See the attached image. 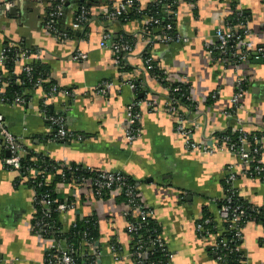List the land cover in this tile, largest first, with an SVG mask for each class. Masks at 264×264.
I'll list each match as a JSON object with an SVG mask.
<instances>
[{"label":"crops","instance_id":"1","mask_svg":"<svg viewBox=\"0 0 264 264\" xmlns=\"http://www.w3.org/2000/svg\"><path fill=\"white\" fill-rule=\"evenodd\" d=\"M98 1L94 8L100 9L106 3L122 0ZM157 3L140 0L144 10L140 18L126 22L120 17L104 21L94 12L79 29L71 28L73 5L69 4L65 6L67 12L57 19L53 34L43 24L46 3L15 0L14 14L8 13L10 9L0 13V52L19 44L38 49L40 59L32 66L45 67L46 82L51 84L48 90L55 87L56 91L25 89L24 103L0 105V114L7 130L22 136L24 147L35 156L56 165L82 166L131 179L150 212L149 219L159 227L173 256L171 264H219L208 253L209 239H199L195 225L202 220L203 209H207L217 229L223 226L214 201L224 196L225 168L232 166L237 174L239 161L224 147L210 154L185 148V138L175 129L176 117L166 111L170 97L158 81L160 78L148 71L145 59L150 58L154 67L166 75L168 85L188 86L191 104L180 103L179 110L192 130L189 140L193 144L214 146L216 138L228 133L233 138L237 129L248 135L263 133L247 140L246 146L252 151L258 149L254 159L259 152L257 161L264 166V0ZM157 7L159 11H155ZM237 11L249 15V34L242 38L248 55L235 63L218 52H209L206 45L214 44L218 28L233 25L230 17ZM146 25L148 31L144 33ZM167 25L171 26L165 31L169 40L152 42ZM104 34L109 38L102 47ZM123 43L132 48L130 53L120 55L119 62L113 46ZM79 54L85 59L75 60ZM12 71L21 74V65L12 64ZM0 73L7 75L3 67ZM238 79L244 83V95L235 108L231 99ZM103 83L112 86L105 95L95 93L94 89ZM134 100L155 102V109L148 111L141 105L137 108L139 135L129 142L125 133L126 109ZM44 115L61 116L67 131L79 139L65 143L45 141L50 130ZM1 155L0 264H46L49 241L31 231L33 192L28 186L15 185L18 173L2 165ZM33 162L39 167L44 163L36 159ZM82 189L67 185L55 190L61 199L73 200L75 207L73 212L59 214L62 229L66 231L76 218L95 217L99 236L93 245L100 253L98 264H135L127 257L130 239L124 220L126 205L115 202L117 195L97 200L89 196L86 188ZM234 189L239 198L262 215L260 222L249 220L242 224L238 254L244 257V264H264V177L238 176ZM110 241L120 248L117 260L110 252ZM87 251L81 249L80 254L85 256Z\"/></svg>","mask_w":264,"mask_h":264},{"label":"built area","instance_id":"2","mask_svg":"<svg viewBox=\"0 0 264 264\" xmlns=\"http://www.w3.org/2000/svg\"><path fill=\"white\" fill-rule=\"evenodd\" d=\"M34 3H49L51 4L50 13L47 16V20L44 23V28L49 32L56 34V22L59 17L64 14L65 5L69 2H74V0H30ZM84 2H92L95 0H83ZM164 0H156L157 4H160ZM15 0H0V13L7 11L14 7ZM74 6V3L72 4ZM143 9L140 5V0H122L119 3H112L110 6L104 5L100 9L95 10L96 13H99L102 20L104 21H114L118 19L121 15L125 17L130 13H135L141 15ZM94 12L91 11L86 5H81L73 11L71 10V28L79 29L87 23V21L92 17ZM236 23L233 25H227L226 28H218L215 31L214 44L206 45V49L209 52H218L223 58L231 62H241L244 61L246 55H248L247 50H243L242 38L248 36L249 30L247 28V20L242 17V11L236 12ZM158 21H153L157 23ZM150 23V25H153ZM148 25L144 26L142 31L145 33L148 31ZM171 26L167 25L166 28L159 31V35H155L152 42H167L169 38L166 36L165 31L170 29ZM109 36L104 34L103 41L101 43L102 47H105V42ZM148 43V42H147ZM151 43V42H149ZM242 43V44H241ZM132 46L128 43H123L119 46H113V53L116 55V61L120 62V55H125L131 52ZM260 53L261 51L258 50ZM85 55L79 54L74 57L75 60H84ZM40 59V51L38 49H30L24 46H12L9 49L3 48L0 52V67L5 68L8 64H20L21 65V74L17 75L14 71L11 72V75L15 77L14 84L21 86L25 81L31 83V89L42 88L45 83L42 79L37 80L35 83H32V63L38 62ZM145 64L148 71L153 72L155 67L151 63V59H145ZM23 75V82L17 78V76ZM160 84L164 83V79L160 78L158 80ZM11 82V77L2 75L0 73V105L11 104L19 105L24 103V96L26 95V90L24 89L21 94H10L8 95L5 91L6 84ZM182 85V84H181ZM112 85L110 83H103L94 89L95 93L100 95H105L109 88ZM164 86V85H163ZM169 99L165 104L166 111L169 114H172L176 117L178 123L176 126V131L185 138V148L192 151H197L205 154H210L215 151V148L224 147L230 151L239 161V171L236 174L232 166L225 168L224 173V184L228 187L224 196L221 200L214 201V204L217 206V216L218 219L224 224L220 229H217V226L214 224L211 219H202L198 221L195 225V232L199 239L206 240L210 239L212 236H216L213 240L212 246V258L219 264H224L233 251H237V244L241 239V228L244 219H250L246 214V210L241 205H237L233 202V197L237 192L234 189V182L238 176L241 177H264V166L258 161L252 167L254 161V154L258 151L255 149H249L246 146L248 140V134L243 133L240 129H237V137L233 141V138L229 135H224L220 139L216 138L215 144L205 143V144H193L189 139L192 130L190 127L184 123V118L180 112V99H182V94H180L181 89L179 86L172 87L171 85H165ZM51 92H55V87L51 88ZM177 95V96H176ZM244 95V83L238 79L235 83V91L231 99L232 105L236 108L240 100ZM11 96V97H10ZM178 99H176V98ZM180 97V98H179ZM184 100L190 103L189 96H185ZM144 106L148 110L155 109V102L152 101H140L134 100V103H131L127 106L126 109V138L129 142H132L138 135L139 129L137 128V122L139 120V113L137 108ZM234 114V113H233ZM232 114V115H233ZM44 119L48 123L50 130V136L46 135L44 138L45 141L51 142H67V141H76L79 138L76 137L73 133L67 131L64 119L61 116H45ZM235 122L238 123V120L234 118ZM26 151L24 144L22 142V136L14 135L7 130L4 125L3 117L0 114V153L4 154L5 157L1 159L2 165L9 171L20 172L22 171L21 160L23 159V153ZM36 163H33V166L26 169L25 173L28 179H34L37 176H43L49 181L51 177L45 173V171H40L41 167L34 168ZM57 172L62 173V169L71 170V167H66L64 165H56ZM87 169V168H86ZM91 171V169H87ZM47 175V177H46ZM78 183V184H75ZM75 183L70 184L72 187H95V193L100 195V191L111 190L115 195H123L125 197L126 209L124 211V219L126 220V233L130 239V245L128 249L127 257L129 260L133 261L135 264H171L172 254H170L165 246V243L162 239L160 233L156 232L154 229L148 227V219L150 212L148 208L142 203V201L136 200V186L134 182L130 183L128 177L122 174H113V173H102L100 172L97 175L96 179L90 181L89 179L79 178L75 180ZM33 193V201H34ZM57 201H52L56 203ZM50 204L49 200H44L43 203H39L41 208V214L43 217L50 215ZM75 207L72 203H61L56 207V211L59 214H66L68 212H73ZM257 214V211L251 210ZM130 214L132 219L127 220V216ZM35 223L31 225V231L42 238L45 235L50 234V231H46V226L40 221L34 220ZM212 224V226H210ZM210 226V228L208 227ZM211 230H216L217 233L212 235ZM226 232L231 233V239L229 242L233 243L235 248L229 247L226 240L221 239L220 237ZM48 238L49 244L47 246L45 261L46 264H74V252L67 247L65 240H55L52 235ZM87 245V244H86ZM88 251L85 256H89L91 261L89 264H98V257L100 253L94 245H87ZM111 254L117 260V255L120 252V248L117 243L110 244L109 246ZM89 252V253H88ZM159 252L162 254V257L165 259V262L162 263L159 261H149V257L154 253ZM239 261H242L244 264V257L239 255ZM87 264V263H86Z\"/></svg>","mask_w":264,"mask_h":264},{"label":"trees","instance_id":"3","mask_svg":"<svg viewBox=\"0 0 264 264\" xmlns=\"http://www.w3.org/2000/svg\"><path fill=\"white\" fill-rule=\"evenodd\" d=\"M97 2L99 4L98 0L92 1L90 3L88 2H84L83 0H74V6H73V11L75 9H77L78 7H80L81 5H86L87 8H89L91 11L95 12V10H98V8H94L95 5H97ZM46 10H45V18L43 20V24L46 22L47 20V16L50 13V9H51V4L46 2ZM105 5L110 6L111 3H106ZM104 6V5H102ZM231 8L234 10L235 12V4L233 2H231ZM100 7V6H99ZM155 11H159V7L156 8ZM141 15H137L135 13H130L128 14L125 19L123 18V15L120 16V21L126 22V21H130L133 19H139ZM242 17L244 19H246L247 21H249V15L242 11ZM231 20L229 22H231L232 24L236 23V13L233 15H231ZM18 46H23L22 44H19ZM45 67L41 66H37L36 64L34 66H32V83H35L37 80L41 79L45 82L42 86L44 91H50L48 90V87L51 86L50 82L47 81L46 82V70L44 69ZM6 71L8 76L11 77V82L6 84V88L5 91L7 92V94H12V93H16V94H21L23 93L24 89L30 90L31 83H29L28 81H25L23 85H15L14 83V79L15 77L11 75L12 72V64L10 63L7 67H6ZM153 76L156 78H163L165 81L164 83H162V85H168V83L166 82V75L163 74L162 72L159 71L158 68H155L153 71ZM17 78L20 80V82H23V75L17 76ZM170 86V84H169ZM179 86L181 89L180 94H182V99H180V103L186 104L187 101L184 100L185 96H188V86L187 85H181V84H171V88ZM177 96V95H176ZM176 98V97H175ZM180 98V97H179ZM178 99V98H176ZM229 135L231 133H228ZM237 134V133H236ZM234 134L233 137V141L236 139L237 135ZM263 133H253V134H249L248 136V140L250 141L252 138H258V136L262 135ZM26 154L23 159L21 160V166H22V171L17 172L18 173V177L15 180V185H25L28 186L32 192L34 193V201H33V206H34V215L32 217L31 220V225H33L35 223L34 220L36 221H40V219H43V223L45 224L46 231H50L51 233L48 235H45L44 238L48 239L51 238L49 236L52 235V237L55 240H65L67 247H69L73 252H74V259L75 262L74 264H89V262L91 261V258L89 256H84L82 254H80L81 249H83V251H85L87 248V245H93L94 240L98 238L99 234H98V228H97V222L95 220V217H86L83 219H74L73 223L67 228L66 231H64L62 229L61 226V217L59 216V212L56 211V207L58 204L61 203H73V200L69 199V200H63L59 197L58 194L55 193V190H59V189H63L65 186L70 185L75 183V180L79 179V178H85V179H89L90 181H93L94 179H96L97 175H99V171L97 170H87L86 168H83L82 166H70L71 170H67V169H62V173L57 172L58 169H56V164L45 160L44 157L42 156H35L32 152L27 151L26 150ZM5 157L4 154L1 155V158ZM257 157H259V152L258 154H256V157L253 161V163L251 164L252 167L255 165V163L257 162V160H259ZM36 159V161L41 160L44 163H40L41 168L42 169H38L37 167H39L38 165H34V168H37L40 171H45V173L47 175H49L51 177V179L48 181L47 178L43 177V176H37L34 179H28L26 173H25V168L28 169L30 167L33 166V159ZM46 175V177H47ZM129 179V178H128ZM224 180V178H223ZM129 182L132 183L133 181L131 179H129ZM78 184V183H75ZM86 188L87 191L89 192V196H92L94 199L97 200H108L109 198H112V196H115V194L110 190H103L100 191V195H97L95 193V187H83V189ZM227 186L224 184V181H222V190H223V194H225L226 190H227ZM82 189V190H83ZM136 194V200L140 201V197ZM117 198L115 199V202L117 203H121V204H125V197L123 195L120 196H116ZM44 200H49L51 202L50 204V215L47 217H43L41 214V208L39 206V203H43ZM52 201H57L56 203H52ZM233 202L237 205H241L242 207L245 208L246 210V214L250 217V219H244L243 223L249 220H254V221H258L260 222L261 219V212L256 209L253 208L252 206L248 205V203L244 202L241 198L238 197V195H234L233 197ZM251 210H255L257 211V214L252 212ZM130 219H132V217L130 216V214L127 216V220L130 221ZM202 219H211L212 220V216L209 214L207 209H203V218ZM125 220V219H124ZM126 223V220H125ZM148 227L150 229H154L156 232L160 233V229L159 227L150 219H148ZM242 223V224H243ZM224 225V224H223ZM212 226V224L210 225ZM210 226H208L210 228ZM212 235H215L216 230H211ZM231 233L226 232L225 234H223L220 238L224 239L227 241L230 249L235 248V246L233 245V243L229 242V240L231 239ZM216 238V236H212L209 241H208V253L209 255L212 257V246L211 244H213V242H217V240L213 241ZM207 240V239H206ZM204 240V241H206ZM111 243V241H110ZM87 244V245H86ZM114 244V242L111 243V245ZM239 254L236 251H233V253H231L230 257L224 261V264H242V261L238 260ZM161 261L162 263L165 262V259L162 257V254H160L159 252H154L150 257H149V261Z\"/></svg>","mask_w":264,"mask_h":264},{"label":"water","instance_id":"4","mask_svg":"<svg viewBox=\"0 0 264 264\" xmlns=\"http://www.w3.org/2000/svg\"><path fill=\"white\" fill-rule=\"evenodd\" d=\"M74 2H72V3H67L65 6L67 7L69 4H73ZM16 12V9L13 7V8H11L9 11H8V13L11 15V14H14ZM67 12V10L66 11H64V13H66Z\"/></svg>","mask_w":264,"mask_h":264},{"label":"rangeland","instance_id":"5","mask_svg":"<svg viewBox=\"0 0 264 264\" xmlns=\"http://www.w3.org/2000/svg\"><path fill=\"white\" fill-rule=\"evenodd\" d=\"M145 109H147L146 107H145ZM148 110V109H147ZM148 111H151V110H148Z\"/></svg>","mask_w":264,"mask_h":264}]
</instances>
